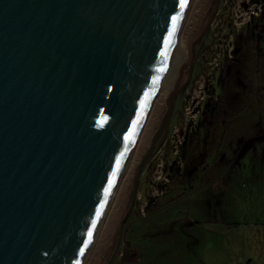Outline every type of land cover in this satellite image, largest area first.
Returning <instances> with one entry per match:
<instances>
[{
    "label": "water",
    "instance_id": "95a60500",
    "mask_svg": "<svg viewBox=\"0 0 264 264\" xmlns=\"http://www.w3.org/2000/svg\"><path fill=\"white\" fill-rule=\"evenodd\" d=\"M184 8L181 0H0V264L81 263L157 80L172 18ZM209 20L190 42L188 71ZM182 68L104 264L140 168L187 81L179 83Z\"/></svg>",
    "mask_w": 264,
    "mask_h": 264
},
{
    "label": "rangeland",
    "instance_id": "374dc122",
    "mask_svg": "<svg viewBox=\"0 0 264 264\" xmlns=\"http://www.w3.org/2000/svg\"><path fill=\"white\" fill-rule=\"evenodd\" d=\"M243 3L188 1L176 32L186 52L179 83L187 81L172 99L171 114L162 133L168 125L179 124L186 91L202 77L205 88L213 89L207 115H202L203 107L198 117V147L202 134L208 133L204 155L192 163L195 170L191 180L169 179L143 214L138 211L134 195L116 253L107 264H264V49L255 50L244 38L245 28H259V18L237 30L233 25V11L238 5L242 9ZM209 15L207 27L194 42L188 71L190 42ZM261 28L264 32V26ZM226 45L237 49L226 60V72L218 82L222 56L210 74L209 61ZM156 88L81 264H104L113 248L119 221L129 204L137 163L165 110V90ZM169 158L166 152L165 164ZM184 164L183 160L182 167ZM152 168L150 153L136 181L135 194L139 193L142 201L149 200ZM122 249L134 260L120 263L117 253Z\"/></svg>",
    "mask_w": 264,
    "mask_h": 264
},
{
    "label": "built area",
    "instance_id": "2783aa9c",
    "mask_svg": "<svg viewBox=\"0 0 264 264\" xmlns=\"http://www.w3.org/2000/svg\"><path fill=\"white\" fill-rule=\"evenodd\" d=\"M242 9L239 5L233 11V25L237 30L241 25L249 23L254 18H259L261 9V0H243ZM214 52L209 61V70L213 66H217L220 57L231 58L232 47L226 45ZM205 88L204 79L198 77L195 79L194 87L190 91H186L183 99L182 114L179 124L168 125L164 133H161L153 144L151 156L153 157V168L151 174V184L149 191V200H141L139 193L135 194V199L138 202V211L143 214L148 203H154L155 198L163 192L167 182L169 181L170 167H173L180 174L183 163V143L188 133L193 132L196 128L199 114L203 108V101L208 95V89ZM168 152L170 158L165 164L163 155Z\"/></svg>",
    "mask_w": 264,
    "mask_h": 264
},
{
    "label": "trees",
    "instance_id": "16d2710c",
    "mask_svg": "<svg viewBox=\"0 0 264 264\" xmlns=\"http://www.w3.org/2000/svg\"><path fill=\"white\" fill-rule=\"evenodd\" d=\"M261 1H262V4H261V9H260V14H259V22H260L259 28L255 31V25H254L252 27H247L244 30V38L246 39L245 41L252 43L255 47H258L259 42L264 39V33L262 31V28H261L264 25V0H261ZM236 49L237 48L234 46V48L232 49V55ZM227 59L228 58H226V57L224 58L223 65L217 73L218 82L222 81L223 76L226 72L225 63H226ZM212 92H213V89L209 88L208 89V95L206 98L207 101L204 103L202 115H205V114L207 115V113L209 111L208 106L212 105L210 100H209L210 96L212 95ZM200 123H201V121L198 120L196 130H197V128L200 127ZM206 127H207V125H204V128H206ZM196 130L194 132H190L187 134L185 141L183 143V154H182V157H183V160L185 161V164L183 165L180 174L177 172V170L175 168L170 167V175H169L170 180L173 178H176L180 181H186V180H191L192 177L194 176L195 167L192 166V163H194L199 158V156L195 153V143L192 144L190 147H189V143H192L193 140H196V135H197ZM205 134H206V132H205ZM205 140H206V138H205ZM202 159H204V158L202 157ZM149 207H150V203L147 204L146 209H148ZM133 258H134V256L131 255V257H130L129 254L126 252V249H122V252L120 255L121 261H123V262L124 261H131V260H134Z\"/></svg>",
    "mask_w": 264,
    "mask_h": 264
},
{
    "label": "bare ground",
    "instance_id": "6f19581e",
    "mask_svg": "<svg viewBox=\"0 0 264 264\" xmlns=\"http://www.w3.org/2000/svg\"><path fill=\"white\" fill-rule=\"evenodd\" d=\"M188 1H189V0H187V2H186V4H185V8H184V11H183V13H182V15H181V18H180V21H179L178 27H177V29H176V31H175V34H174L173 38H172L171 44L169 45V48H168V51H167V55H165V57H164V59H163V62H162V65H161V67H160V69L163 68L164 70H163V71H160V70H159V73H158V76H157V80H156V82H155V85L153 86V89H152V92H151V94H150V97H151L152 93L154 92L155 87H157L156 90H158L159 88H162V87H163L164 90H165V91H164V95H166V93H167V92L169 91V89L171 88V85H172V83H173V81H174V79H175L176 71H177L176 68H177V67L179 66V64L182 63V62L184 61V59H185L186 52H185L184 47L182 46V44L179 42V40H178V36H177V33H176V32H178V28H179L180 22H181V20H182L183 14H184V12H185L186 6H187V4H188ZM160 75H161V76H160ZM157 82H158V85H157ZM162 83H164V85H162ZM156 85H157V86H156ZM150 97H149V99H148V101H147V104H146V106H145L144 111L146 110V107H147V105H148V103H149ZM144 111H143V113H142V115H141V117H140V120H139V122H138L136 128H135V132H134V134L132 135V138H131V140H130V142H129V145H128L127 150H126L125 155H124V159H123V161H122V163H121V166H120V168H119V171H118V173H117V175H116V178H115V181H114V183H113V186H114V184H115V182H116V179H117V177H118V175H119V173H120V171H121V169H122V166H123V164H124V161H126L127 158H128V155H129V152H130V148H131V146H132V143L134 142V140L132 141V139H133V138H134V139L136 138V135H137L136 130H137V132H138V130H139L138 127H140V125H141V123H142V121H143L142 116H143V114H144ZM141 120H142V121H141ZM131 141H132V142H131ZM113 186H112V188H111V190H110V192H109V195H108V197H107L106 203L110 200L111 194H112L113 189H114ZM106 203H105V206H106ZM105 206H104V208H106ZM104 208H103L102 213H101V215H100V217H99V219H98V221H97L96 227H95V229H94V231H93V233H92V238H91L90 242L88 243L87 248H86V250H85V252H84V256H85V254L88 252V248L90 247V244H91L92 239H94L93 236H94V233H95V231H96V228L98 227L99 222H100V220H101L102 214H103V212H104ZM84 256H83V258H82V260H81V263L83 262ZM81 263H80V264H81Z\"/></svg>",
    "mask_w": 264,
    "mask_h": 264
},
{
    "label": "snow or ice",
    "instance_id": "6c2138e0",
    "mask_svg": "<svg viewBox=\"0 0 264 264\" xmlns=\"http://www.w3.org/2000/svg\"><path fill=\"white\" fill-rule=\"evenodd\" d=\"M186 4V0H181V8H183ZM179 16H175L172 18V29L171 31L169 32L168 34V38L166 40V48H165V51L161 53L162 56L164 55H167V45L168 44H171V38L173 36V34L175 33L176 31V25H177V21L179 20ZM164 69L161 68L160 71H163ZM147 100V95L145 97V101ZM143 104L144 102H142V110H143ZM139 122V120H137V123ZM135 132V128H133V133H130L129 136L127 137L128 140H131L132 138V135L134 134ZM119 169V161L117 162V170ZM116 176V172H113V179L109 181V184H108V187L105 189V197L107 198V195L108 193L110 192L111 188H112V185L114 183V178ZM104 207L103 204H101V209ZM97 218H99L100 216V209L97 210ZM95 225H96V220H93L92 221V229H89V232H88V237H89V240L85 242V247L87 246L88 242H90L91 238H92V231L93 229L95 228ZM84 251V249H81V253Z\"/></svg>",
    "mask_w": 264,
    "mask_h": 264
},
{
    "label": "flooded vegetation",
    "instance_id": "af4514ba",
    "mask_svg": "<svg viewBox=\"0 0 264 264\" xmlns=\"http://www.w3.org/2000/svg\"><path fill=\"white\" fill-rule=\"evenodd\" d=\"M263 26H264V25H263ZM262 29H263V28H262ZM262 31H263V30H262ZM263 33H264V32H263ZM261 41H262V40H261ZM261 41L259 42L258 47H255V46H254V49H255V50H258V49H259V50L261 51V50L264 49V44H263V43L260 44ZM263 41H264V39H263ZM197 123H198V122H197ZM196 126H197V125H196ZM195 130H196V128H195ZM195 130H194V131H195ZM194 131H193V132H194ZM198 131H199V128H197L196 132H198ZM196 134H197V133H196ZM207 137H208V133H206V134L203 133V134H202V136H201V141H202V143H201V145L198 147L197 144H196V143H197V140H198V134L196 135V140H195V141H196V142H195V153H196L198 156H202V155L204 154V145H205V141H206L205 138L207 139ZM190 144H192V143H189V147H190ZM116 250H117V248H116ZM121 252H122V250H121L120 252L117 253L120 263L123 262V261L120 260ZM115 253H116V251H115ZM115 253H114V254H115ZM113 256H114V255H113Z\"/></svg>",
    "mask_w": 264,
    "mask_h": 264
}]
</instances>
